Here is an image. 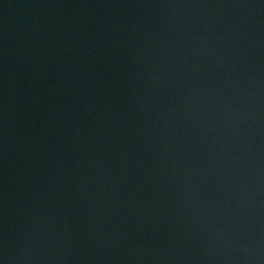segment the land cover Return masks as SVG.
Segmentation results:
<instances>
[{
    "label": "water",
    "instance_id": "1",
    "mask_svg": "<svg viewBox=\"0 0 264 264\" xmlns=\"http://www.w3.org/2000/svg\"><path fill=\"white\" fill-rule=\"evenodd\" d=\"M0 264H264V0H0Z\"/></svg>",
    "mask_w": 264,
    "mask_h": 264
}]
</instances>
